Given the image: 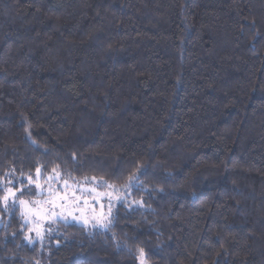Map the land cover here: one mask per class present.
<instances>
[{"label": "trees", "instance_id": "16d2710c", "mask_svg": "<svg viewBox=\"0 0 264 264\" xmlns=\"http://www.w3.org/2000/svg\"><path fill=\"white\" fill-rule=\"evenodd\" d=\"M37 169L140 207L30 245L0 200V264H264V0H0V181Z\"/></svg>", "mask_w": 264, "mask_h": 264}, {"label": "rangeland", "instance_id": "374dc122", "mask_svg": "<svg viewBox=\"0 0 264 264\" xmlns=\"http://www.w3.org/2000/svg\"><path fill=\"white\" fill-rule=\"evenodd\" d=\"M0 189L4 195L8 189L15 193V197H9L7 206L3 202L2 206L4 210L9 206L16 207L23 224L25 242L30 245L43 243L57 224H74L88 231L103 232L108 227L113 208L118 205L126 209L140 207V203L131 198V191L120 192L110 184L95 180L82 184L67 182L65 187V181L56 172L48 175L35 173L31 176V182L28 177H7L0 181ZM20 200L27 201V206H21ZM47 201H54L55 206ZM36 212L40 214L36 215ZM65 219L67 223L64 222ZM53 220L57 222L53 223ZM37 226L43 239L36 235L34 229Z\"/></svg>", "mask_w": 264, "mask_h": 264}, {"label": "snow or ice", "instance_id": "6c2138e0", "mask_svg": "<svg viewBox=\"0 0 264 264\" xmlns=\"http://www.w3.org/2000/svg\"><path fill=\"white\" fill-rule=\"evenodd\" d=\"M37 173H39V169H37ZM28 180L31 182V177H28ZM37 187H39V185H37ZM65 187H67V181H65ZM19 191V190H18ZM23 194V193H22ZM12 196V197H15V193L12 192L11 189H8L7 193L2 197L0 198V200H2V202L5 204V206H7L8 204V200H9V197ZM63 199V198H62ZM20 205L21 206H27L28 202L25 201V200H20L19 201ZM47 203H51L53 204V206H55V202L54 201H47ZM29 211L31 212L32 210L29 209ZM36 215H39L40 213L39 212H36L35 213ZM53 216H57L56 213H52ZM75 219V218H74ZM57 221L56 220H53V223H56ZM65 223H67V220L65 219L64 221ZM85 223H87V221H85ZM106 227V226H105ZM35 232H36V235L38 237H40L41 239H43V237L41 236V232H40V229H39V226H37L35 229ZM52 228H51V225H49V231H51ZM29 240L31 242V238L29 237ZM138 253H139V261H140V264H145V251L143 248H138L137 249Z\"/></svg>", "mask_w": 264, "mask_h": 264}]
</instances>
